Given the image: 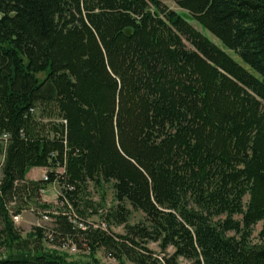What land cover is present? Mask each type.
<instances>
[{"label":"trees","instance_id":"obj_1","mask_svg":"<svg viewBox=\"0 0 264 264\" xmlns=\"http://www.w3.org/2000/svg\"><path fill=\"white\" fill-rule=\"evenodd\" d=\"M173 1L240 63L160 0H0V264H98L99 247L119 264H264V0ZM33 167L46 179L26 181ZM54 182L68 206L111 184L126 234L81 230L87 262L23 250L5 198ZM126 204L146 222L126 224Z\"/></svg>","mask_w":264,"mask_h":264},{"label":"rangeland","instance_id":"obj_2","mask_svg":"<svg viewBox=\"0 0 264 264\" xmlns=\"http://www.w3.org/2000/svg\"><path fill=\"white\" fill-rule=\"evenodd\" d=\"M167 8L176 11L188 23L201 31L214 44L231 55L240 63L239 58L230 50L226 49L222 43L209 31L200 28L197 22L185 11L181 9L173 0H160ZM188 48L192 46L184 40ZM1 138V137H0ZM3 142L0 139V165L3 160ZM47 168L33 167L25 175L26 181L44 179ZM57 173H62L61 168H57ZM1 179V170H0ZM23 185V184H21ZM28 187L21 186L13 196L5 198V207L8 215L13 222L16 232L22 239H27V245L23 248L26 252L34 251L33 247L38 244L44 250H53L59 253H65L68 260L87 262L89 258L88 247L83 242V233L81 230L100 229L108 235L117 238L119 235H125L126 230L124 224H117L113 219H107V215L113 211L116 201L113 195L111 184L105 183L103 186H96L88 182L86 186L77 191L74 204L70 206L58 199V193L61 191V185L57 182L46 185L39 192L32 185L26 184ZM125 207L128 209L127 221L128 225H137L146 222L145 216L141 211L133 209L129 204ZM65 215L67 221L70 222L75 232L72 235L63 236L59 228L58 218ZM44 216H47L44 218ZM87 227V228H86ZM2 222L0 221V229ZM261 224L258 223L254 227L252 240H256L257 232L260 230ZM40 229V231L38 230ZM42 234V238L37 233ZM34 238H31L30 235ZM52 238L53 241H50ZM35 240H37L35 242ZM40 240V241H39ZM140 242L141 246H135V250L139 253L150 254L152 258H163L174 252L172 247H168L162 252L156 242L146 241ZM142 247H145L143 249ZM7 250L0 246V256H4ZM98 264H119L117 258L103 247H99L94 254ZM180 264H191L190 261L180 257ZM123 264H135L134 262L124 259Z\"/></svg>","mask_w":264,"mask_h":264},{"label":"built area","instance_id":"obj_3","mask_svg":"<svg viewBox=\"0 0 264 264\" xmlns=\"http://www.w3.org/2000/svg\"><path fill=\"white\" fill-rule=\"evenodd\" d=\"M1 139H3V142L7 139V135L6 134H2L1 135ZM44 179H46V175L44 177ZM59 194V193H58ZM47 216H44V218H46Z\"/></svg>","mask_w":264,"mask_h":264}]
</instances>
